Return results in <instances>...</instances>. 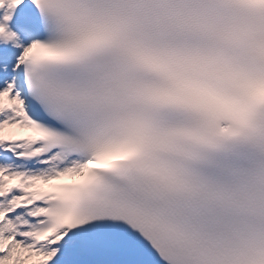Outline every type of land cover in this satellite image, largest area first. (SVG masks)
I'll return each mask as SVG.
<instances>
[{
  "label": "snow or ice",
  "instance_id": "obj_1",
  "mask_svg": "<svg viewBox=\"0 0 264 264\" xmlns=\"http://www.w3.org/2000/svg\"><path fill=\"white\" fill-rule=\"evenodd\" d=\"M25 3L0 264H264V0H27L18 32Z\"/></svg>",
  "mask_w": 264,
  "mask_h": 264
}]
</instances>
